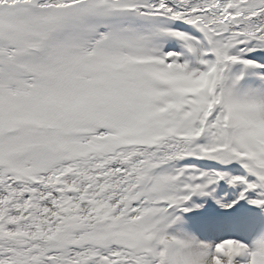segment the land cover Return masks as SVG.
Wrapping results in <instances>:
<instances>
[{
    "label": "snow or ice",
    "instance_id": "1",
    "mask_svg": "<svg viewBox=\"0 0 264 264\" xmlns=\"http://www.w3.org/2000/svg\"><path fill=\"white\" fill-rule=\"evenodd\" d=\"M262 128L264 0H0V264H236Z\"/></svg>",
    "mask_w": 264,
    "mask_h": 264
},
{
    "label": "bare ground",
    "instance_id": "2",
    "mask_svg": "<svg viewBox=\"0 0 264 264\" xmlns=\"http://www.w3.org/2000/svg\"><path fill=\"white\" fill-rule=\"evenodd\" d=\"M240 69H236V72L239 73ZM252 77H245V80L251 79ZM259 79L260 77H255ZM243 83V81L241 82ZM243 94V92H242ZM230 186H225L224 189H217L218 192H223L224 198L226 199L230 195L228 189ZM235 192V189L231 190ZM238 199L239 197H234ZM208 198L203 197H193L192 201L189 203V207L192 208V211L189 212H177L176 216L179 219L172 225L169 229L170 233L175 236L182 238H197L202 239L199 234V221L204 219L206 216H202V212L205 211L206 207L209 204H214L218 207L219 211H222V208H219V205L215 203L214 200L206 202ZM201 208V209H200ZM229 211V210H224ZM232 211V210H230ZM207 212L205 213V215ZM210 215V214H209ZM235 215L242 218L244 227L239 231L238 237L230 238H241L247 243L252 251L257 250L260 247H264V208H256L253 205L249 204L247 201H241L240 205L237 206ZM208 216V215H207ZM192 219V220H191ZM250 255L244 254L236 259V264H249Z\"/></svg>",
    "mask_w": 264,
    "mask_h": 264
},
{
    "label": "clouds",
    "instance_id": "3",
    "mask_svg": "<svg viewBox=\"0 0 264 264\" xmlns=\"http://www.w3.org/2000/svg\"><path fill=\"white\" fill-rule=\"evenodd\" d=\"M262 131H264V128H262ZM189 239L191 238H182V237L176 236V239L172 241L169 245V248H168L169 256L173 257L177 255L178 253H180L183 250L182 249L183 243ZM190 251H194V250H190ZM244 254H250L249 264H264V252H259V251L253 252L249 248V249L244 250V252H242L240 255H244Z\"/></svg>",
    "mask_w": 264,
    "mask_h": 264
}]
</instances>
